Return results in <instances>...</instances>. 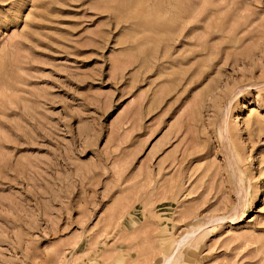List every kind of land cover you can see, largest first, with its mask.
<instances>
[{"label":"rangeland","instance_id":"374dc122","mask_svg":"<svg viewBox=\"0 0 264 264\" xmlns=\"http://www.w3.org/2000/svg\"><path fill=\"white\" fill-rule=\"evenodd\" d=\"M0 264H264V0H0Z\"/></svg>","mask_w":264,"mask_h":264}]
</instances>
